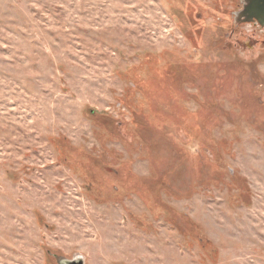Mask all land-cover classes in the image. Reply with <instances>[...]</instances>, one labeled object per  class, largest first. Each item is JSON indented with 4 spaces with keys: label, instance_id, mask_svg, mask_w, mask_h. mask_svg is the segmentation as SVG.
<instances>
[{
    "label": "rangeland",
    "instance_id": "1",
    "mask_svg": "<svg viewBox=\"0 0 264 264\" xmlns=\"http://www.w3.org/2000/svg\"><path fill=\"white\" fill-rule=\"evenodd\" d=\"M242 5L0 0V264H264Z\"/></svg>",
    "mask_w": 264,
    "mask_h": 264
},
{
    "label": "water",
    "instance_id": "2",
    "mask_svg": "<svg viewBox=\"0 0 264 264\" xmlns=\"http://www.w3.org/2000/svg\"><path fill=\"white\" fill-rule=\"evenodd\" d=\"M243 9L236 14L237 22H254L264 26V0H242ZM67 264H84L82 258L68 261Z\"/></svg>",
    "mask_w": 264,
    "mask_h": 264
},
{
    "label": "flooded vegetation",
    "instance_id": "3",
    "mask_svg": "<svg viewBox=\"0 0 264 264\" xmlns=\"http://www.w3.org/2000/svg\"><path fill=\"white\" fill-rule=\"evenodd\" d=\"M242 9H243V5L241 6V8L238 11H236L234 13L233 21H234L235 25H237V26H240V25L242 26L244 24H251L253 26L254 32L251 35H247V38L249 40L248 42H249L250 46L252 44V47H253V45H256L257 43H259L261 41V39L257 38V34L259 31L264 32V26L256 20L254 22H237L236 21V14H237V12L241 11Z\"/></svg>",
    "mask_w": 264,
    "mask_h": 264
}]
</instances>
